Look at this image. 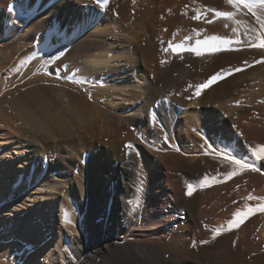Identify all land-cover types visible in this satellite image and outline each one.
Wrapping results in <instances>:
<instances>
[{"label":"bare ground","instance_id":"1","mask_svg":"<svg viewBox=\"0 0 264 264\" xmlns=\"http://www.w3.org/2000/svg\"><path fill=\"white\" fill-rule=\"evenodd\" d=\"M253 11L0 0V264H264V160L252 155L264 148V10ZM210 36L226 50L197 48Z\"/></svg>","mask_w":264,"mask_h":264},{"label":"snow or ice","instance_id":"2","mask_svg":"<svg viewBox=\"0 0 264 264\" xmlns=\"http://www.w3.org/2000/svg\"><path fill=\"white\" fill-rule=\"evenodd\" d=\"M97 3L100 4L102 7L106 6L108 3V0H97ZM227 3L231 4L234 8H238L239 5H243L244 7L248 8L249 11H253L255 8L260 7L262 10H264V0H227ZM209 11L214 13L215 17H223L225 19L231 20L233 19L235 13L233 12H224V11H218L215 9H209ZM253 14L255 15L256 13L253 11ZM200 18V14L197 13V16H194L193 19H199ZM209 22L211 23V20H209ZM227 26V25H225ZM227 41L225 40H221L219 37L217 36H210L207 37L206 39H204L203 41L198 40L196 42L197 44V48H199L201 45L203 46H207L209 48L215 49L217 51H224L226 50V45H227ZM253 46H260V47H264V43L260 44V45H256L255 42L253 41ZM169 48H171L173 51L182 48L183 44H172L169 43L168 45ZM197 55H200V52L197 51L196 53ZM262 61H257V63H260ZM163 63V61H162ZM241 69L237 68L236 71H240ZM224 72L225 70H222L221 72L216 73L214 76H212L208 81H206L203 85H197L196 86V95L199 94V91L201 88L206 87L208 84H210L212 81H215L218 77H223L224 76ZM125 147L130 148L131 145H126ZM252 155L256 157L257 161L259 160H264V148H260L259 150L253 149L252 151ZM232 162L235 165H238L239 168L241 169H251L252 171H258L259 169L257 168V166L255 164L252 163H246L243 160L240 159H235V157H231ZM188 191H187V195L191 196L192 195V191H193V186L191 184H189L187 186ZM249 199H251V197H249ZM237 217L241 216V213H236L235 214ZM66 223L69 222L67 219V216L65 217ZM229 227L228 229H223V228H218L213 232V236L212 239L215 240L216 237L218 235H220L223 231H230L233 227V225L237 224L238 221L237 220H233V221H229ZM203 244H208L209 241L205 240L202 242ZM193 248L196 247L195 244L192 245Z\"/></svg>","mask_w":264,"mask_h":264}]
</instances>
